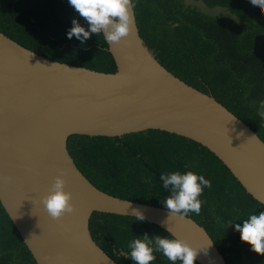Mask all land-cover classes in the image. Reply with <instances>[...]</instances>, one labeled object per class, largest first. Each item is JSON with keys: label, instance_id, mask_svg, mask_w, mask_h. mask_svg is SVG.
<instances>
[{"label": "water", "instance_id": "95a60500", "mask_svg": "<svg viewBox=\"0 0 264 264\" xmlns=\"http://www.w3.org/2000/svg\"><path fill=\"white\" fill-rule=\"evenodd\" d=\"M132 13L127 37L111 45L104 40L113 73L53 61L0 32V205L36 264H116L93 240L89 220L95 213L136 218L134 210L199 249L197 264H226L190 217H171L167 209L96 188L69 154L72 136L114 138L157 130L189 139L211 152L264 206V142L215 98L162 66ZM61 171L75 211L53 220L40 201Z\"/></svg>", "mask_w": 264, "mask_h": 264}, {"label": "trees", "instance_id": "16d2710c", "mask_svg": "<svg viewBox=\"0 0 264 264\" xmlns=\"http://www.w3.org/2000/svg\"><path fill=\"white\" fill-rule=\"evenodd\" d=\"M222 12L208 14L188 2ZM139 34L154 57L186 84L215 98L264 142V12L242 0H132ZM75 19L88 25L68 0H0V32L20 46L56 62L103 73L115 64L102 33L81 44L67 33ZM67 149L78 170L99 190L124 200L166 209L171 195L162 174L191 171L209 180L190 217L211 237L226 264H264L240 241L234 226L264 211L206 148L166 132L147 130L121 137L72 136ZM95 243L116 263L135 264L128 245L167 232L137 218L95 213ZM150 264H172L155 251ZM0 264H36L0 205ZM175 264H181L180 261ZM194 264H197L194 262Z\"/></svg>", "mask_w": 264, "mask_h": 264}, {"label": "clouds", "instance_id": "9594fccd", "mask_svg": "<svg viewBox=\"0 0 264 264\" xmlns=\"http://www.w3.org/2000/svg\"><path fill=\"white\" fill-rule=\"evenodd\" d=\"M68 3L88 25L86 31L73 19V26L67 33L69 39L75 36L83 44L90 33L96 35L103 33L104 40L111 45L118 44L122 38L129 35L133 23L132 9L135 7L132 0H68ZM250 3L264 12V0H250ZM261 109L258 114L264 118V101L261 102ZM64 175L65 173L61 171L54 178L49 193L41 197L40 201L53 220L75 211L71 203L72 194L64 190L66 184ZM160 180L163 182V187L171 191V195L163 200V205L171 217L183 219L189 212L200 214L202 201L199 197L205 187H211L209 180L191 171L184 174L179 172L162 174ZM127 205L129 207L128 203ZM134 212L137 221L145 219L139 211L134 210ZM234 230L240 234V241L248 244L252 252L264 255V211L250 215L242 225H235ZM153 244L155 251L161 252L172 264L177 261L181 264H194L200 251L184 239L160 236L149 239L145 234L143 239H135L129 243L128 256L131 261L135 264H150L154 261Z\"/></svg>", "mask_w": 264, "mask_h": 264}, {"label": "flooded vegetation", "instance_id": "af4514ba", "mask_svg": "<svg viewBox=\"0 0 264 264\" xmlns=\"http://www.w3.org/2000/svg\"><path fill=\"white\" fill-rule=\"evenodd\" d=\"M188 3H191L192 5L198 6L199 7L198 10L201 11V12H204V13L206 12L208 14H217V13L222 12L218 7L207 8L203 4H201V2H192V1H190Z\"/></svg>", "mask_w": 264, "mask_h": 264}]
</instances>
